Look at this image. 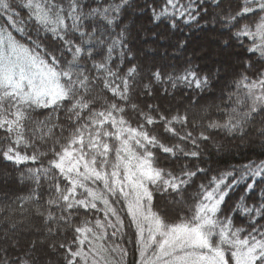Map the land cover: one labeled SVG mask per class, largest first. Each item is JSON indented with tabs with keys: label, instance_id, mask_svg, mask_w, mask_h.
Listing matches in <instances>:
<instances>
[{
	"label": "snow or ice",
	"instance_id": "obj_1",
	"mask_svg": "<svg viewBox=\"0 0 264 264\" xmlns=\"http://www.w3.org/2000/svg\"><path fill=\"white\" fill-rule=\"evenodd\" d=\"M211 3L223 8L221 0ZM210 6L145 0L142 8L154 24L167 21L175 31ZM132 7V0H0V160L37 165L21 180L35 185L27 199L37 202L36 215L55 237L49 247L64 264H126V247L105 244L126 235L115 206L121 198L135 229L128 241L135 264H264V160L215 174L198 163L206 131L245 138L252 128L264 139V69L249 75L248 62L230 86L222 122L193 135L189 125L201 126L191 109L163 101L179 88L209 90L214 77L192 60L180 71L145 70L122 23ZM222 19L237 41L251 38L247 51L264 61V0H240ZM41 109L50 111L36 115ZM41 157H49L46 166L37 164ZM42 180L49 184L43 203ZM154 194L185 205L188 214L171 220L153 210ZM4 212L15 229L13 210L0 207ZM6 253L0 248V264H9Z\"/></svg>",
	"mask_w": 264,
	"mask_h": 264
},
{
	"label": "trees",
	"instance_id": "obj_2",
	"mask_svg": "<svg viewBox=\"0 0 264 264\" xmlns=\"http://www.w3.org/2000/svg\"><path fill=\"white\" fill-rule=\"evenodd\" d=\"M144 3L145 0H132L133 7L123 16L122 23L126 25L128 29V46L132 50V54L137 62L145 70L161 67L169 71L173 69H175V71H180L185 63L192 58L190 54H186L185 56L183 52L189 48L187 42L192 36L198 38L200 35L207 34L205 41H208V37L215 35L218 39V46L220 49L229 51L232 54V56L228 55L224 58V63L228 65L226 66L228 68L226 72L229 73L225 78L224 75H221L218 67H213L209 63V69H206L204 66L200 65L197 60H192L205 74L214 77L211 80V88L199 94L189 89L179 88L173 93L174 99L169 97L167 100L163 101L166 106L173 109L178 108L180 111H184L185 108L191 109L193 116L190 118H194L197 125L201 126L200 128H193L192 125H189V130L193 131V135H196L200 130H205L206 125L211 121L222 122L230 103L227 98L231 90L230 86L234 80L239 78L241 73L245 72L247 63L251 62L252 64V68L247 72L249 75H254L257 69H264V61H260L256 54L247 51L253 44L251 38L241 37L240 41H243V43L237 41L233 36V32L236 31V29L225 26V21L222 19V16L227 11H235L239 8L240 0H221L223 4L222 9L212 4L211 0H206V3L211 5L207 13H201L198 20L190 24L180 23L179 29L175 31L169 29L167 21L159 25L154 24L151 20L150 12L142 8ZM17 11H20L22 16L25 15V10L17 9ZM244 23H252V21L246 19ZM146 24L151 30L158 29V31L149 37L145 36L141 26ZM13 35H15L17 39H22L15 32ZM32 35L35 37V33ZM167 36L175 38V52L172 50L169 55L170 58H172V63L165 64L161 60L151 61L150 56H155L157 51L155 47L149 44L159 40L161 45H165V43H168L166 39ZM178 42H183V47H178ZM145 45H147V47L144 48ZM166 52L165 50L162 51L161 56H166ZM219 81L221 83H219ZM140 99L151 102L150 97H141ZM44 111L50 110H38L36 115L39 116V113ZM39 118L42 119L43 117L40 116ZM257 127H259V125H257ZM248 131L251 135L245 138L227 134L222 130L206 131L210 139L201 143L202 157L201 161L198 162L200 166L213 170L212 174H215V171H222L232 167L239 169L241 166L251 161L259 162L264 160V139H261L252 128H249ZM243 140H245L244 144L241 142ZM238 141H240L243 146H240L237 143ZM165 142L171 141L166 140ZM224 143L228 147H234V149H229V152L226 151L225 153L216 154L214 148L218 149ZM48 159L49 157H41L40 160L37 161V164H44L46 166ZM0 166L4 169L8 168L11 178V182H5L2 187L0 193V207H11L13 210L11 222L16 224L15 229H12L10 227V221L4 219L8 213H0V248L7 250L6 254L9 259V264H19V261L22 260H27L29 264H64L62 253L59 250L53 252L49 247L55 237H51L47 233L43 217L36 215L35 210L38 207L37 202L27 199L32 193L35 185L30 180H21V177L27 175V169L29 167H36L37 165L31 163L12 165L9 162L0 160ZM192 166L193 165L189 163V167ZM199 182L203 181H198V183ZM48 189V182L42 180L41 186L38 188V192L41 194V203L48 199ZM192 190H195V186H193ZM240 194L241 189L237 188L236 192L232 194L233 200ZM109 199H112V197H109ZM185 199H187V197H185ZM165 200L154 194L153 210L167 212L168 218L171 220H175L178 215L188 214V208L185 205ZM21 204H23V207L20 206ZM115 206L117 207L119 215L124 220V232L126 235L123 239L129 247L128 251L130 252L132 264L136 259L135 244L128 243V241H134L135 229L134 226L131 228L129 227L130 217L127 213V205L123 199L121 198L120 203ZM95 215L103 219L102 213H96ZM236 223L239 224L240 220L237 219ZM108 231L110 232V229H108ZM41 235L44 236V238H41L43 243L37 245L36 240ZM64 235L67 236L68 239H71L70 232H66ZM61 239H63V237H61ZM105 242L108 243V246H111L113 239L110 238ZM33 244H35V247H33ZM112 255L114 256V254ZM46 257L47 259H45Z\"/></svg>",
	"mask_w": 264,
	"mask_h": 264
},
{
	"label": "rangeland",
	"instance_id": "obj_3",
	"mask_svg": "<svg viewBox=\"0 0 264 264\" xmlns=\"http://www.w3.org/2000/svg\"><path fill=\"white\" fill-rule=\"evenodd\" d=\"M141 27L143 28V33L147 37L151 36L153 33L158 31V29L151 30L147 24L144 26L142 25ZM205 37L207 38V34L200 35L198 38H195V36H192L191 38H189V40L187 42V46L189 48L187 50L183 51L185 53L184 55L186 56V54L187 55L190 54V56L193 58V59L190 58V60H194V59L197 60L200 63V65L204 66L206 69H209V65H208L209 63L213 67H218L220 72H221V75H224V78H225V76L229 75V73L226 72V71H228V68L226 67L228 65H227V63H224V60H225L224 58L227 57L228 55L232 56V54L229 51L220 49V47L218 46V39L215 35L208 37V41H205ZM166 39H167L168 43H165V45H161L159 40H156V41L149 44V45H152L153 47H155L156 51H157L155 56H150L151 61L161 60L165 64H171L172 63V58H170L169 55H170V52L172 50L174 51L176 48L174 46L175 38L174 37L170 38L169 36H167ZM145 47H147V45H145L144 48ZM164 50L167 51L166 56L165 55L161 56V52ZM207 65H208V67H207ZM219 83H221V82L219 81ZM219 83H218V85H219ZM241 142H243V144H244L245 140H243ZM241 142L238 141L237 143L241 146L242 145ZM229 149L233 150L234 147H230V146L228 147L224 143L218 149L214 148V152L216 154L225 153ZM232 152H234V151H232ZM8 171H9L8 168L4 169L0 166V193H1L2 187L4 186V183L5 182L10 183L11 182V178L9 176ZM97 186H99V185H95L94 187H97ZM100 187H102V186H100ZM163 200H165V199H163ZM111 231H112V229H110V232ZM133 235H134V233H133ZM41 238H44V236L41 235L39 238H37V240H36L37 245H40L41 243H43V240ZM112 239L114 241H116L117 243L121 244L122 246L126 247L127 249H129V247L127 246L124 239H120L119 237H114ZM105 244L108 245V243H106V242H105ZM45 259H47V257ZM101 264H103V261H101ZM126 264H131L129 251H128V256L126 258ZM132 264H135V262Z\"/></svg>",
	"mask_w": 264,
	"mask_h": 264
}]
</instances>
